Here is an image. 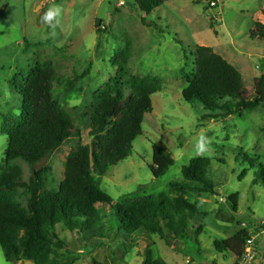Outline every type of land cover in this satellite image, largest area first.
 Listing matches in <instances>:
<instances>
[{"label": "rangeland", "instance_id": "obj_1", "mask_svg": "<svg viewBox=\"0 0 264 264\" xmlns=\"http://www.w3.org/2000/svg\"><path fill=\"white\" fill-rule=\"evenodd\" d=\"M208 1L170 0L144 15L133 0H0V173L6 166L7 138L2 129L9 124L3 119L8 114L20 116L21 98L12 84L26 78L39 62L50 63L55 70L52 99L75 128L73 133L79 134L34 166L23 160L10 165L19 168L25 184L41 171L46 189L57 190L67 156L92 142L88 132L98 96L115 76L124 53L122 80L130 75L152 78L160 90L150 97L152 111L143 117L142 134L132 143L130 156L103 174L93 173L95 184L115 202H140L164 193L170 199L186 198L203 213L197 220L201 233L184 240L143 231L76 235L58 225L56 233L65 246L56 252L71 264H141L146 249L167 264H236L237 258L217 253L213 244L243 230L254 240L252 264H264V186L256 181L258 165L264 164V105L239 116L201 122L202 107L185 103L181 96L186 86L181 70L192 73L197 46L212 48L234 66L247 92L254 94L255 82L264 74V38L251 33L256 22L264 26V0H219L215 7ZM54 7L61 12L53 28L41 17ZM123 81L127 98L130 89ZM202 134L208 151L196 155ZM154 146L174 161L158 179L150 170L161 162L154 157ZM194 157L210 160L207 177L215 195L171 187L186 183L182 168ZM12 196L26 205L25 188H16ZM230 196L236 198L235 209L227 200ZM0 264L33 263H8L0 248Z\"/></svg>", "mask_w": 264, "mask_h": 264}, {"label": "trees", "instance_id": "obj_2", "mask_svg": "<svg viewBox=\"0 0 264 264\" xmlns=\"http://www.w3.org/2000/svg\"><path fill=\"white\" fill-rule=\"evenodd\" d=\"M168 1L133 0L144 15ZM255 27L251 35L264 38V26L256 22ZM194 56L192 73L188 75L181 70L186 80L181 96L185 103L202 107L205 113L200 116L201 122L239 116L243 111L264 105V74L256 80L254 94L250 95L240 72L212 48L197 46ZM116 67L115 76L98 96L88 132L92 142L78 146L67 156L64 178L57 190L46 189L41 171H36L25 184L19 168L10 165L14 160H23L34 166L71 135L79 134L78 130L73 133L75 128L52 99L55 70L50 63H36L26 78L11 85L21 102L20 116L6 115L3 120L9 124L2 129L7 141L3 154L6 166L0 173V248L8 263L71 264L69 258L56 252L65 246L56 233L58 225L76 235H132L143 231L161 239L184 240L191 233H201L197 220L203 213L184 197L170 199L160 193L140 202H115L95 184L93 173L103 174L108 167L130 156L132 143L142 134L143 117L152 111L150 97L160 90V83L152 78L130 75L122 80L126 75L124 53ZM122 81L130 89L127 98ZM153 153L161 160L155 168L150 167L153 177L158 179L174 161L157 146L153 147ZM244 159L249 160L246 156ZM209 166L208 158H192L182 168L186 183H175L171 187L183 192L215 195L214 183L207 177ZM250 166L254 167L253 160ZM256 181L264 186V164L258 165ZM16 188L26 189L25 206L14 201L12 193ZM227 200L235 209V196ZM100 209L108 210V214H101ZM246 239L243 230L213 245L217 253H230L238 259L244 254ZM261 255L264 257V250ZM141 264L167 263L146 249Z\"/></svg>", "mask_w": 264, "mask_h": 264}, {"label": "clouds", "instance_id": "obj_3", "mask_svg": "<svg viewBox=\"0 0 264 264\" xmlns=\"http://www.w3.org/2000/svg\"><path fill=\"white\" fill-rule=\"evenodd\" d=\"M60 12H61V9L59 7L50 8L43 14V16L41 17V20L44 23L54 28L55 25L53 24V20L59 17ZM207 151H208L207 137L202 134L199 140L197 141L195 153L196 155H202Z\"/></svg>", "mask_w": 264, "mask_h": 264}, {"label": "built area", "instance_id": "obj_4", "mask_svg": "<svg viewBox=\"0 0 264 264\" xmlns=\"http://www.w3.org/2000/svg\"><path fill=\"white\" fill-rule=\"evenodd\" d=\"M219 0H209L208 3L212 6L215 7ZM255 244L253 238H247L245 240V251L244 254L238 258L236 264H252L256 253L254 250Z\"/></svg>", "mask_w": 264, "mask_h": 264}]
</instances>
